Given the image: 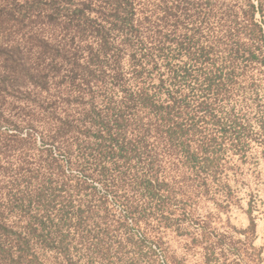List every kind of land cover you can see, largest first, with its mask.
<instances>
[{
    "label": "trees",
    "instance_id": "16d2710c",
    "mask_svg": "<svg viewBox=\"0 0 264 264\" xmlns=\"http://www.w3.org/2000/svg\"><path fill=\"white\" fill-rule=\"evenodd\" d=\"M263 85L264 0H0V166L8 151L25 155L0 185V264H42L38 248L66 255L72 237L88 244L67 184L137 194L144 206L122 202L141 223L171 194L165 164L214 169L211 127L240 146L235 106ZM13 95L38 108L19 107V125L5 114ZM34 149L48 162L31 165Z\"/></svg>",
    "mask_w": 264,
    "mask_h": 264
},
{
    "label": "rangeland",
    "instance_id": "374dc122",
    "mask_svg": "<svg viewBox=\"0 0 264 264\" xmlns=\"http://www.w3.org/2000/svg\"><path fill=\"white\" fill-rule=\"evenodd\" d=\"M216 23L211 21L210 30L216 29ZM87 40L92 42L94 38L89 36ZM115 42L119 45L120 38ZM253 68L249 67L250 72ZM260 89V100L255 94L243 92L235 106L234 112L243 123L240 146L233 148L236 134H224L211 127L221 145L213 150L217 163L213 170L196 174L187 167L177 169L165 161L168 169L162 170L160 177L167 176L172 182L171 194L161 193L160 196L167 198L164 206L150 207L139 224L122 202L124 197L144 206L137 194L126 191L105 194L101 188L92 194L90 188L83 187L78 192L70 190L71 184H67L65 192L72 194V209L84 210L82 216L87 229L81 234L88 244L72 237L73 244L66 255L38 248L42 264H264V85ZM30 99L26 95L10 97L5 106L6 116L19 125L18 113H25L19 107L38 111L32 104L34 98ZM40 123V132L47 133L49 122ZM11 129L3 126L2 131L13 133ZM202 137L197 136L193 144H200ZM41 145L38 138L37 147ZM33 151L27 155L31 165L36 160L48 162L46 154L39 156L38 151ZM19 153L16 148L1 157L0 185L5 187V182L17 175L16 169L25 156L20 158ZM67 170L78 175L76 170ZM102 238L103 249L95 253L87 249ZM90 255L92 260L88 258Z\"/></svg>",
    "mask_w": 264,
    "mask_h": 264
}]
</instances>
